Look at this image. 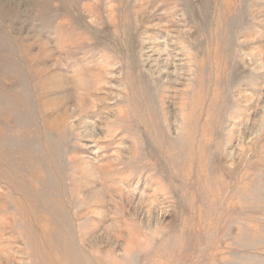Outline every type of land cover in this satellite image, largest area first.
Listing matches in <instances>:
<instances>
[{
    "label": "rangeland",
    "instance_id": "374dc122",
    "mask_svg": "<svg viewBox=\"0 0 264 264\" xmlns=\"http://www.w3.org/2000/svg\"><path fill=\"white\" fill-rule=\"evenodd\" d=\"M0 264H264V0H0Z\"/></svg>",
    "mask_w": 264,
    "mask_h": 264
}]
</instances>
